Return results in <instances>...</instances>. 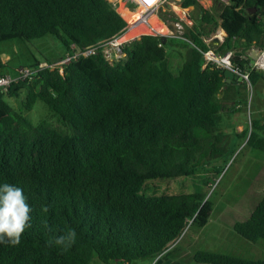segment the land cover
<instances>
[{
	"label": "trees",
	"instance_id": "trees-1",
	"mask_svg": "<svg viewBox=\"0 0 264 264\" xmlns=\"http://www.w3.org/2000/svg\"><path fill=\"white\" fill-rule=\"evenodd\" d=\"M183 6L198 15L183 34L194 46L179 39L176 74L167 59L174 38L163 43L162 37L143 35L124 46L126 57L119 62L94 55L71 62L62 75L44 68L0 92V185L22 188L32 208V227L19 245H0V264L166 260L186 229L206 225L211 205L205 193L145 196L141 190L150 180L218 172L211 162L227 152L218 123L222 112L236 110V83H226L224 70L202 67V38L220 28L221 53L264 49V0H229L217 18L196 0ZM118 12L109 0H0V43L55 36L64 48L57 62L72 44L85 49L125 33L127 20ZM153 19L148 16L149 27L137 25L127 36L165 32ZM233 61L248 68L239 55ZM7 68L0 54V74H13ZM260 79L264 72H250L251 86ZM21 91L24 110L42 101L64 129L45 120L32 124L10 106L6 98ZM238 137L264 152V120L250 119V129ZM69 229L77 234L70 247L48 246ZM233 231L252 243L264 241V196ZM193 261L264 264L202 250Z\"/></svg>",
	"mask_w": 264,
	"mask_h": 264
},
{
	"label": "rangeland",
	"instance_id": "rangeland-1",
	"mask_svg": "<svg viewBox=\"0 0 264 264\" xmlns=\"http://www.w3.org/2000/svg\"><path fill=\"white\" fill-rule=\"evenodd\" d=\"M225 2V0H217L213 4L209 0H201L199 5L212 11L217 18L220 7H223ZM121 8L120 5L118 8L120 13H122ZM197 15L198 10L193 9L191 13L193 20H196ZM154 20L165 30V32L158 31L159 33L170 34V30L155 16ZM181 44L179 39H173L167 43V59L175 74L182 64L178 54ZM63 52L64 48L60 41L51 35L30 41L16 40L0 43L1 58L5 61L8 72H12L18 66H32L35 62L53 63ZM234 91L236 93L234 102L238 104L236 110L234 113L222 112L218 123V129L225 134L223 145L227 151L223 157L211 162V166H216L218 172L198 173L194 176L175 179L150 180L142 187L141 194L145 196L205 193V199H208L211 205V215L206 225L200 229L195 227L186 229L175 248L171 247L165 255L167 264H196L193 261V255L201 250L243 259L264 260V241L252 243L233 231L236 223L248 219L254 207L264 196V152L245 145V140L238 137L240 132L236 128L237 125H242L243 129L249 130L250 119L264 120V80H258L250 89L239 78L234 85ZM24 95L25 92L21 91L18 98L7 97L6 101L14 109L21 110L24 117L32 124L45 120L54 127L64 129L58 116L52 113L42 101H36L31 110H24L22 108ZM164 260L142 259L132 264H166ZM109 264L124 263L118 261Z\"/></svg>",
	"mask_w": 264,
	"mask_h": 264
},
{
	"label": "built area",
	"instance_id": "built-area-1",
	"mask_svg": "<svg viewBox=\"0 0 264 264\" xmlns=\"http://www.w3.org/2000/svg\"><path fill=\"white\" fill-rule=\"evenodd\" d=\"M118 8L120 5L123 9L133 13L139 14L137 24L145 25L149 27L148 16L154 15L159 22L165 25L169 30L170 34H162L159 32H149L138 34L132 38L125 39L124 36L131 29L130 24L125 20L123 15L118 12L122 18L127 22V30L120 36L113 37L108 41L102 42L95 46H90L85 49H76L72 44L69 51L57 62L52 64L39 63L36 66H18L14 69L13 74H0V92H5L13 83L20 81H30L34 79L37 73L47 68L49 70L57 69L62 75L64 68L71 62L88 58L94 55H102L103 58L109 63L119 62L126 57L124 52V46L132 41L138 40L143 35H152L157 37H166L174 39H182L193 45L189 40L183 37L186 28H190L194 24V20L191 17V13L194 9L193 6L184 7V0H109ZM198 3L201 0H196ZM208 1V0H207ZM213 4L217 0H209ZM225 4L229 3V0H225ZM223 5V6H224ZM208 10V9H206ZM163 14L165 18L160 17ZM174 18V19H173ZM224 32L218 28L208 38H202L203 43L207 47L205 51H202L203 56V68L209 66L211 68H218L220 70H229L235 76L237 75L242 81L251 89L249 80V74L252 70L264 72V49L251 47L245 54L239 55L242 59L248 61V68L241 70L234 64L233 58L237 55L233 50H227L221 53L217 48L223 43ZM161 45V44H160ZM194 46V45H193ZM255 58H250L251 55ZM5 62V61H4Z\"/></svg>",
	"mask_w": 264,
	"mask_h": 264
},
{
	"label": "clouds",
	"instance_id": "clouds-1",
	"mask_svg": "<svg viewBox=\"0 0 264 264\" xmlns=\"http://www.w3.org/2000/svg\"><path fill=\"white\" fill-rule=\"evenodd\" d=\"M42 210L46 212L48 209ZM31 211L22 188L8 183L0 185V245L17 246L21 243L22 234L32 227ZM76 235L74 229H69L66 234L55 236L47 243L50 247L63 246L66 250L75 242Z\"/></svg>",
	"mask_w": 264,
	"mask_h": 264
},
{
	"label": "bare ground",
	"instance_id": "bare-ground-1",
	"mask_svg": "<svg viewBox=\"0 0 264 264\" xmlns=\"http://www.w3.org/2000/svg\"><path fill=\"white\" fill-rule=\"evenodd\" d=\"M121 11H122V15H123V17H125L126 18V20H127V22L130 24V30H129V32L124 36V38L125 39H129V38H132V37H134V36H136V35H134V36H127L128 34H130L131 32H132V30L138 25L137 24V19H138V17H139V14L138 13H136V12H133V13H131V12H129V11H127V10H123L122 8H121ZM127 11V12H126ZM134 15V16H133Z\"/></svg>",
	"mask_w": 264,
	"mask_h": 264
},
{
	"label": "water",
	"instance_id": "water-1",
	"mask_svg": "<svg viewBox=\"0 0 264 264\" xmlns=\"http://www.w3.org/2000/svg\"><path fill=\"white\" fill-rule=\"evenodd\" d=\"M251 12H255L254 9L251 10ZM163 38V43H165L166 41V37H162ZM237 55H241V53H236ZM250 58H255L254 55L252 54ZM223 75H224V78H225V81L226 83H237L238 82V79L239 77L236 75H234L231 71L229 70H224L223 72Z\"/></svg>",
	"mask_w": 264,
	"mask_h": 264
},
{
	"label": "crops",
	"instance_id": "crops-1",
	"mask_svg": "<svg viewBox=\"0 0 264 264\" xmlns=\"http://www.w3.org/2000/svg\"><path fill=\"white\" fill-rule=\"evenodd\" d=\"M3 61H4V60H3ZM227 84H228V83H227ZM229 84H235V83H229ZM236 128H237V131H238V132H241V131L243 130V126H242V125H237ZM164 263L167 264V259L164 260ZM162 264H163V263H162Z\"/></svg>",
	"mask_w": 264,
	"mask_h": 264
}]
</instances>
